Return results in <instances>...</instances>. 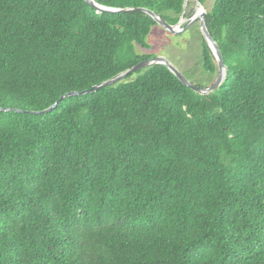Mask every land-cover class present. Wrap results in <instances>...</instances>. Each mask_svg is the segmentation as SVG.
Wrapping results in <instances>:
<instances>
[{
    "label": "trees",
    "instance_id": "trees-1",
    "mask_svg": "<svg viewBox=\"0 0 264 264\" xmlns=\"http://www.w3.org/2000/svg\"><path fill=\"white\" fill-rule=\"evenodd\" d=\"M94 1L169 25L185 3ZM211 1L217 89L154 65L35 115L150 59L156 23L0 0V264H264V0Z\"/></svg>",
    "mask_w": 264,
    "mask_h": 264
},
{
    "label": "rangeland",
    "instance_id": "rangeland-1",
    "mask_svg": "<svg viewBox=\"0 0 264 264\" xmlns=\"http://www.w3.org/2000/svg\"><path fill=\"white\" fill-rule=\"evenodd\" d=\"M211 2V0H204V4H200L196 0H185L186 7L184 14L180 17L179 26L184 31L173 34L156 24L150 28L145 38L147 47L141 48L133 44L131 56L134 54L149 58H164L191 84L205 88L210 86L217 76V69L212 74H208L201 67L203 37L198 21L191 24L189 22L195 11L199 9V4L205 10L210 7ZM131 56L128 55L127 58Z\"/></svg>",
    "mask_w": 264,
    "mask_h": 264
},
{
    "label": "water",
    "instance_id": "water-1",
    "mask_svg": "<svg viewBox=\"0 0 264 264\" xmlns=\"http://www.w3.org/2000/svg\"><path fill=\"white\" fill-rule=\"evenodd\" d=\"M84 1L96 13L143 12V13L147 14L157 25H159L164 30H166L170 33L179 34L182 31H184L183 28H179L180 19L178 20V22L175 25H169L163 19H161L159 15L154 14L153 12L146 10V9H143V8H130V7H127V8H111V7H105V6L99 5L94 0H84ZM185 7H186V4L184 3L181 15L184 14ZM199 8H200V11L199 12L195 11L193 16L191 17L189 24H191L195 21H198L200 33H201V35H202V37L206 43L208 50L210 51V53L214 59L215 66L217 69V76L210 86H208L206 88H198V87L194 86L193 84H191L166 59H164V58H150V59L143 60V61L137 63L136 65L132 66L130 69L119 74L118 76H116L110 80L101 82L97 85H94L87 90H83L80 92H76V91L68 92L65 95H62L59 98V100L56 101L53 105H51L49 108H47L43 111H39V112H33V111L31 112L30 111L29 113L35 114V115L48 113L51 110H53L60 101L64 100L67 97L82 96V95H86L89 93H94L101 88H105V87L114 85L115 83L123 80L127 75H129L131 73L137 72L139 70H142V69H145L147 67L154 66V65H163L164 67H166L167 70L170 71L185 87L191 89L193 92H195L197 94L206 95L209 92L217 89L221 85V83L223 82V80L225 78V66H224V63L222 60L220 50H219L217 44L215 43V41L212 39L211 35L209 34V32L205 26L204 18H205L206 11L202 8V6L200 4H199ZM10 110H12V109L0 108V111H10ZM15 111H17V110H15Z\"/></svg>",
    "mask_w": 264,
    "mask_h": 264
},
{
    "label": "bare ground",
    "instance_id": "bare-ground-1",
    "mask_svg": "<svg viewBox=\"0 0 264 264\" xmlns=\"http://www.w3.org/2000/svg\"><path fill=\"white\" fill-rule=\"evenodd\" d=\"M200 11V8L196 10V12H199ZM195 86V85H194Z\"/></svg>",
    "mask_w": 264,
    "mask_h": 264
}]
</instances>
